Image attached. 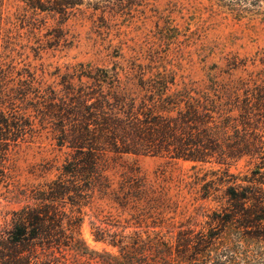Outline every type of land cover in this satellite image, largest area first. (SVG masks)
<instances>
[{"label": "rangeland", "instance_id": "obj_1", "mask_svg": "<svg viewBox=\"0 0 264 264\" xmlns=\"http://www.w3.org/2000/svg\"><path fill=\"white\" fill-rule=\"evenodd\" d=\"M29 1L0 0V52L6 49L10 53L1 61L8 64L12 58L13 72L22 68L34 71L41 80V96L45 92L51 95V90L62 96L66 90L97 89L95 80L86 76L92 75L102 79L97 82L103 86V97H109L104 110L113 113L117 108L110 86L138 101L144 93L140 79L173 77L179 86L185 82L203 85L212 79L242 92L264 77V0L256 4H230L228 0H36L43 10ZM59 1L60 8L56 5ZM13 79L7 85H16L17 77ZM42 100L33 94L29 97L32 104L21 97L14 100V108L24 111L33 123V132L8 146L6 174L0 179L1 226L12 211L31 203L25 193L61 177L69 187L77 181L82 189L81 205L65 199L59 206L72 219L81 218L73 231L90 249L117 253L108 243L113 236L105 241L93 238V225L105 226L104 222L117 224L106 227L125 241L137 235L144 240L162 237L172 242L180 225L194 231L207 227L208 217L195 214L199 206L207 210L214 205L211 200L199 199V181L193 184L190 176L197 173L209 179L210 174H205L209 169L221 166L243 173L251 166L241 158L228 165L205 163L193 168V162L166 154L118 153L111 146L100 145L93 152L99 175L86 188V179L63 174L68 161L83 156L68 142L75 116L66 112L62 118L52 116ZM65 102L70 103L67 98ZM136 181L143 192L166 201L155 205L175 209V213L167 211L159 225L138 216L137 208L146 202L135 197L136 190L130 185Z\"/></svg>", "mask_w": 264, "mask_h": 264}, {"label": "trees", "instance_id": "obj_2", "mask_svg": "<svg viewBox=\"0 0 264 264\" xmlns=\"http://www.w3.org/2000/svg\"><path fill=\"white\" fill-rule=\"evenodd\" d=\"M228 1L256 4L261 0ZM39 2L28 4L43 10ZM56 5L60 8L62 3ZM9 54L6 49L0 52V179L6 174L8 146L33 132V123L24 111L14 108V100L21 97L28 104L32 94L43 99L52 116L62 118L64 112L75 116L68 142L83 156L68 161L63 174L86 179V188L99 175L93 152L100 145L118 153L166 154L193 162V168L205 163L228 165L241 158L251 166L243 173L221 166L209 169L205 173L209 179L197 173L190 176L193 184L199 181V199L214 205L207 210L199 206L195 214L208 217L207 227L194 231L180 225L172 242L137 235L125 241L106 227L117 224L101 221L106 225H93L94 240L113 236L108 243L117 253L90 249L73 231L81 218L72 219L59 205L65 199L81 205L82 189L77 181L69 187L61 177L56 178L25 193L31 203L12 211L0 224V264H264V77L242 92L212 79L203 85L185 82L180 86L173 77L140 79L144 93L138 101L110 86L117 108L110 113L104 110L109 97H103V86L97 82L102 79L86 75L95 80L97 89L66 90L62 96L51 90V95L41 96V80L34 71L13 72L12 58L9 65L1 61ZM14 75L16 85H7ZM93 171L96 174L91 175ZM130 186L136 190L135 197L146 202L137 208L138 216L159 225L167 211L175 213V209L155 205L164 203V198L143 192L137 181Z\"/></svg>", "mask_w": 264, "mask_h": 264}]
</instances>
